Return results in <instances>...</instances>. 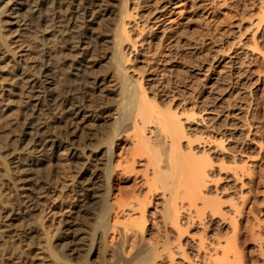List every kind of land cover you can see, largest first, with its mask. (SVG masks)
Here are the masks:
<instances>
[{"label":"rangeland","instance_id":"1","mask_svg":"<svg viewBox=\"0 0 264 264\" xmlns=\"http://www.w3.org/2000/svg\"><path fill=\"white\" fill-rule=\"evenodd\" d=\"M3 1H9L7 6L12 3V0ZM27 1L33 11L29 25H3L5 29L1 31L7 46L0 45V221L8 219L11 214L14 219L7 221L8 226H0V264H123L121 261L128 259L132 253L129 243L122 246L120 233V237L108 234L106 238L97 239V234L92 232V218H95L97 205L90 204L89 200L79 196L78 190L91 177L92 171L102 176L105 174L107 154L102 153V158L100 156L91 162L85 170H80L81 173L78 170L81 165L70 154L75 152L85 155L88 150L102 151L107 147L105 136L111 131L119 96L113 89L115 82L108 80L112 67L110 68L107 56L111 50L109 38L103 36L118 18L123 0H106L107 8L113 11L110 14L104 13L100 16L102 19L92 23L91 30L100 34L101 40L91 39L92 48L90 47L87 56L89 62L85 63L87 67L83 66L86 71L82 73V77L71 74L76 72L68 66L66 54L51 52L66 31L64 19L70 9V0H65L55 9L56 12L49 2L40 11L37 7L38 0ZM123 3L127 10L123 18L126 31L123 45L128 57L126 71L133 78H142L141 83L147 97L155 98L161 109L177 113L184 132L180 148L190 152L194 158L202 154L200 160L204 158L206 167H211L208 168L211 181L204 188L206 191L201 192H205V198L208 197L209 202L214 198L218 199L221 203L220 210L225 211L226 216H231L234 206L240 207L238 203L241 195L246 198L251 196V201H257L256 208L258 206V210L262 209L256 217L263 224V192L248 191L246 182L251 177V167L262 162V150H259L264 145V139H261L264 135V0H125ZM41 12L46 16L45 27L37 24ZM54 12L57 15L55 17ZM13 16L10 15L11 18ZM131 45L133 49L130 48ZM45 49H51L49 62L51 76L54 77L53 96L60 99L68 89L70 91L78 87L81 92L84 90L81 87H85L88 91L85 97L87 110L95 114L94 119L89 122L90 126L75 130L71 125L56 122L55 108L50 109L46 104L41 105L37 114L26 117L29 118L26 121H33V128L25 126V116L22 117L24 104L19 91L23 81L33 76L31 73L37 75L41 71ZM93 76L98 80L107 77V80H102L97 89L90 90V83L87 82ZM81 79L85 80L81 83ZM99 87L103 88L102 93H99ZM158 88L162 90L159 91L160 95ZM44 98L46 102L51 96ZM40 121L47 124L44 126ZM37 124L43 127L39 132L47 131L46 134L61 143L45 155L31 152L29 148L30 137L34 131L36 134ZM24 131L30 133L25 134ZM115 145L114 153L118 156L113 159L116 161L121 154L124 157L132 150V139L129 136L123 137ZM10 147L15 149L22 161L18 167L21 171L17 174L10 166L8 152L13 149ZM154 147V152L151 150L153 153L150 150H140L142 155L137 157L140 161L135 163L133 172L124 174L118 169L115 173H110L112 192H117L118 187L122 188V193L131 192L129 188L134 175H141L147 161L162 160L159 165L164 167L166 153L162 147ZM239 149L244 153L238 152ZM120 160L122 158L118 161ZM236 166L245 167L250 172V175L245 172L242 177L245 183L240 189L242 194L239 189L235 191L232 183L226 179V175L232 173ZM147 167L149 172L152 165ZM3 169L8 173V181L6 174L2 173ZM16 175L25 179V182H18ZM102 176L100 177L103 178ZM178 179L175 177L174 180V176L169 179L156 176L150 180L153 195L151 194L149 209L155 202L158 207L161 206L159 198L164 192L181 191L185 183L181 186L177 183ZM182 180L180 178L179 182ZM22 183L33 191H45V196L29 216L26 212L23 213L17 199L21 192L17 186ZM99 183L102 184L98 182L96 185ZM178 184L179 189L176 187ZM256 188L259 189L254 187ZM126 194H121V198L125 197L123 200L128 197ZM207 200L206 204L199 203L198 200V208L195 202L189 203L187 199H177V202L182 211L195 216V211L199 208L204 213L210 212L212 201L209 203ZM94 205L96 206L93 207ZM251 217L254 218L253 215ZM147 218L150 219L149 216ZM232 218L239 221L238 216ZM69 220L75 222L72 229L74 232L77 230L75 233L79 236L75 249L68 243V239L61 237L67 227L65 221ZM251 221L255 223L257 218H251ZM148 223L149 220L145 225ZM197 226L199 227L197 223L189 225L185 234L199 237L203 232ZM121 227L118 229L122 231ZM238 234L240 233L235 236L236 242L238 246L244 247L239 243L241 236ZM91 238L94 239L93 244L91 242L92 248ZM246 246L245 252L250 261L261 264L259 244L250 240ZM92 250L98 251L97 256H91Z\"/></svg>","mask_w":264,"mask_h":264},{"label":"bare ground","instance_id":"2","mask_svg":"<svg viewBox=\"0 0 264 264\" xmlns=\"http://www.w3.org/2000/svg\"><path fill=\"white\" fill-rule=\"evenodd\" d=\"M64 1L65 0H38L37 7L38 9L40 8L41 11V7L45 3L49 2L51 4L50 6H52L55 11V9L57 10L64 3ZM124 1L125 0L121 1L122 4L120 7L118 5L120 13L112 27L109 29V32L104 36L102 34L103 37L109 38V42H107L109 43V49L111 50L109 52L110 55H108L109 57L107 56V58L110 60V68L112 67V71L110 70L111 72L109 74L108 80L115 82V88L113 89H115L116 94L119 96L114 109L115 116L112 118L113 122L110 128L111 131H109V133L106 134L107 136H105V143H107V147L102 151H93V149L88 150L87 153L85 152V155H78L75 154V152L70 153L71 157L74 156L76 159L75 162L78 165H81L78 166L80 173V170H85L87 165H91L94 160L97 158L99 159L100 156L102 158V153L107 154V156L105 155L107 157V160L105 159V174L102 173L104 174L102 176L95 172L92 173V171L91 177L89 176L90 178L86 179L84 183L81 182L83 184H81V187L78 189L80 192L79 196L89 200L90 204L97 205V211L95 210L96 213L93 211L95 213V218H92V224L94 221L92 232L94 231L95 234H97L98 240L101 238H106L108 234H110L109 236L112 235L111 237H113L114 234L118 235L120 233L119 235H121L123 241L122 246L128 242L131 249L130 251L132 252H130L131 254L128 259L125 258L126 260L124 259V261H121L123 264H253V261H250L245 252V249L247 248L246 243L250 240H254L259 244L258 250L262 256L261 264H264V223H259L260 221L258 222V217H256V214L260 213L262 209L258 210V206L256 208L257 201H251V196L249 198L243 197L240 191V189L245 186L242 177L245 175V172H249L248 169L247 171L244 169L247 167V165L244 168L240 167L241 169L237 168L236 166V169L239 170L235 169L232 171V173L226 175V179L232 183V188H234L235 191L239 189L241 193V200L238 203L240 207L234 206V209L231 213L232 217L238 216L239 221L236 220L237 218L234 220L231 216H226L225 211L223 212L220 210L221 203L218 202V199L215 200V198L213 201L210 200V202L212 201L210 212L204 213L199 208L197 211H195V216L192 214H186L181 210V206L178 205L177 199H187L189 203L195 202V204L198 200H200L199 203H205L208 197L205 198L206 194L205 192H201V190H205L204 188L207 187V183L210 180L208 169L210 166L207 165L208 167H206L204 158H202L204 163L200 160L202 154L198 156V158H194L190 152H185L180 148V141L182 136H184V132L183 128L181 127L182 125L179 122L177 113H172L168 110L161 109L155 98L147 97L146 91L141 83L142 78H133L132 75L127 73L126 61L128 57L126 54L127 52L125 53V48L123 45L124 38L126 37L123 18L127 11L125 8L126 4L123 3ZM8 3L9 1L4 3L3 0H0L1 46H5L6 44L1 33L2 29H5L4 26L13 24L18 27H25L26 25H29L31 13L33 12L29 7L27 0H12L10 6H7ZM69 3L70 6H68V8L70 7V9L64 19V25L66 28L64 36H61L62 38L58 40L59 44L54 45L52 49L53 51H51V49L46 51L45 49L43 52V63L41 64L42 66H40L41 71H39V74L37 75L31 73V76H33H29L23 81V85L19 91L21 96H19L21 97V101L23 100L24 104V115L22 114V117L25 116V119L23 118L25 121L28 120L32 114H37L41 109V105L46 104V106L50 109L55 108L54 112H56L58 116L56 115L54 117V121L61 122L68 126L71 125L70 127H75L76 130L77 128L79 129L80 127L87 125L90 126L91 123L89 122L93 120L95 116V114H92L93 112L91 113L86 107L88 105L86 104L87 99L85 100L87 90L85 87H81V89L84 90L80 92V88L78 89L77 87L71 89L72 91H69L68 89V91L65 92V96L62 94L60 99H57L55 96H53L54 77L51 76L49 52L55 51L56 53L59 51L60 53L66 54L68 57V66L71 67V69H74L76 72L71 74H74L76 77L79 75L82 77V73L86 71V68L84 69V67H87L85 63L87 62L88 64L89 62V58H87V56L89 55V51L92 48L90 41L91 39L97 40L101 38L100 34H95V32L91 30L92 23L98 22V20L101 18V15L103 16V14L106 12H109L110 14V12L113 10H109L110 8H107L106 0H70ZM55 12L53 17L57 16ZM116 12H118V10ZM10 15L14 16L11 18ZM39 15L40 19H38L37 24L44 25L46 16L42 12ZM45 26L46 25H44V27ZM44 29L45 28H43V30ZM130 48L133 49V46L131 45ZM51 55L52 53L50 56ZM78 71H81V73ZM82 80L85 79H81L80 82ZM102 80H107V77H104L101 80H98V78L94 77L89 82H87L90 83V90L97 89L98 86L102 84ZM160 89L158 88L159 95V91H162ZM98 91L99 93H102L103 88L99 87ZM161 95H163V93ZM45 96H51V98L44 102V100H46V98H44ZM21 111L22 110H20V112ZM62 117L63 119H60ZM40 122L44 125V122ZM24 124L29 129L33 128V121H26ZM41 124H37V126H35V129L37 130L36 134L35 131L33 133L34 135L31 133L32 137H30L29 148L31 152L45 155L52 151L55 147H58L61 143L55 138L53 139L50 137L49 134H46L47 131H45L46 133H43V131L39 132V130L43 128ZM46 124L47 123L45 122V125ZM73 131L74 130H72V132ZM24 132L25 134L30 133H27L26 131ZM127 136L131 137L132 139V150L130 149L131 151L128 154H125L124 157L121 156V154L119 159L122 158V160L118 161V159L115 161L113 158L118 156L114 153V148L116 146L115 143L118 139H122L123 137ZM261 139H264V135L261 136ZM261 145L262 144L260 143V146ZM154 146L162 147L166 153L164 167L159 165L162 160H154L153 162L147 161V165L145 168H143L144 171H141V175H134L133 182L132 184L130 183L131 187L129 188L131 192H126L128 197L125 200H123V198H125L124 196L121 198V194H126L122 193V188L120 189L118 187L116 190L117 192H112V189H110L112 186L110 181V173H115L114 171L118 169L121 170V172H124V174L126 172H133L134 165L135 163H138L139 160L137 157L142 155L140 150L153 151V149L155 150ZM263 146L259 150H262V162L258 166L251 167V175L249 172L251 177L247 180L246 184L249 186V189H247L248 191L254 193L263 192L262 200L264 203ZM237 151L244 153L243 150L240 151V149ZM237 151H235V153H237ZM8 153H10V155H8L10 156L8 157L10 158V166H12L14 169V173L17 174L21 171L18 167L20 164H22V161L19 159V156L17 155L18 153H16L14 148ZM238 155H240V153ZM205 160H207V158H205ZM251 162L252 161H250V163ZM206 164L208 163L206 162ZM255 164H257V162ZM149 165H152V168H149L150 171L148 172L147 166ZM6 172L7 171L5 170L4 172L2 171V173L6 174L5 177L8 175ZM11 173L13 172L11 171ZM16 176L19 179L18 182L20 180L25 182V179L20 178L19 175ZM156 176L163 177L164 179H169L174 176V180L175 177L176 179L179 178L177 180L178 182H175L179 183L181 186L185 183L183 186L184 189L182 187L181 191L178 190L180 192H164L159 198V202L161 201V206L158 207L159 205L155 202L152 203L151 209H149L152 194V187L149 185V183L150 180ZM8 178L9 177L7 176V181ZM180 178L181 180L183 179V183H181L182 181L179 182ZM9 181H11V179ZM98 182H101L102 184L99 183V186L96 185ZM179 184L176 187H178ZM17 187L18 191L21 190V192L18 193V203L20 204L23 213L26 212L29 216V213L32 214V212L37 208V204L40 202L44 195L43 192L45 191H33L30 188H26L27 186L25 183H22ZM254 187H259V189L256 188V190ZM26 191H28V193ZM207 201L209 202V199ZM183 206L185 205L183 204ZM195 206L197 207V204ZM203 211L205 210L203 209ZM252 215L254 218H257V222L255 221L254 223L251 221V218L254 219L251 217ZM148 216L150 219L147 218ZM11 219H14L12 214L8 219L1 220L3 222L0 221V226L4 224L7 225V221ZM147 220H149V223L145 225ZM195 220H197V222ZM65 223L67 227L65 228V232L61 237L66 240L68 239V243L74 246L75 249L77 247L76 239L79 241V236L75 233L77 230L74 232L72 229L75 222L73 223L69 220L67 222L65 221ZM196 223L202 229L201 231L203 234L197 238H194V236L191 234L186 235L185 232L188 230L186 227L188 228L189 225L193 226ZM118 225L119 227L122 226V231L118 229ZM237 233H240L238 234L241 236L239 243L245 245L244 247L241 245V247L238 246V243L235 239ZM93 238H91L92 241H90V248H92L91 245L94 242ZM112 248L115 249L114 246ZM97 252L96 250H92L91 256H97ZM16 264L18 263L16 262Z\"/></svg>","mask_w":264,"mask_h":264}]
</instances>
